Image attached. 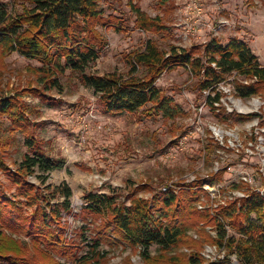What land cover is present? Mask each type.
Here are the masks:
<instances>
[{
    "label": "rangeland",
    "instance_id": "obj_1",
    "mask_svg": "<svg viewBox=\"0 0 264 264\" xmlns=\"http://www.w3.org/2000/svg\"><path fill=\"white\" fill-rule=\"evenodd\" d=\"M11 1L21 11L26 0ZM135 3L148 17L159 18L170 28V34L136 29L128 0H103L99 8L104 17L119 18L125 31L98 28L107 46L86 74L117 73L128 77L132 70L127 55L143 51L147 41L154 42L166 54L173 47L194 48L195 56L208 65L202 50L211 38L222 44L232 38L243 40L264 66V0H202L206 25L188 37L186 30L189 24L196 26V18L187 17L183 0H171L162 7L160 0ZM12 7L10 3L9 9ZM138 69V76L143 77L146 69ZM52 77L37 61L0 51V96H19L28 108L31 124L23 134L13 130L8 117H0V154L7 167L13 172L18 170L24 155L30 153L25 146L26 135H34L47 156L63 161V168L48 174L36 169L27 181L48 196L54 206L63 202L55 190L68 186L73 193L71 205L75 214L80 213L83 197L90 192L115 193L120 202L129 204L130 197L150 201L164 189L180 194L188 184L202 181L200 198L193 203L196 215L188 217L183 242L167 254L152 246L151 256L161 261L160 255H166L167 262L173 264H186L193 255H199L202 264H232L234 255L220 246L224 243L219 241L216 215L233 202L239 205L250 194L264 192V95L236 97L233 82L236 78L244 80L235 75L219 84L216 92L204 91L199 77L186 68H178L165 72L156 85L182 109L181 116L169 119L160 113L149 114L150 104L138 113L112 115L105 113L99 97L86 88L79 73L65 70L57 74L60 87L48 89L45 85L51 87ZM218 92L221 103L212 108L208 98ZM238 116L249 118L241 120ZM248 142L254 144L252 152L247 150ZM244 176L255 177V182L243 181ZM0 182L9 187L8 195L14 193L1 172ZM61 213V226L53 223L52 228L63 227L68 242L79 251L85 246L79 232L87 226L79 217L65 215L63 210ZM224 221L229 220L226 217ZM229 234L233 235L232 231ZM90 236L91 231H86L85 237ZM215 247L224 255L220 262ZM1 248L33 261H49L23 232L6 230L0 239ZM101 249L107 254L96 264H146L139 248L103 245ZM87 251L88 248L81 254ZM52 258L67 263L63 257Z\"/></svg>",
    "mask_w": 264,
    "mask_h": 264
},
{
    "label": "trees",
    "instance_id": "obj_2",
    "mask_svg": "<svg viewBox=\"0 0 264 264\" xmlns=\"http://www.w3.org/2000/svg\"><path fill=\"white\" fill-rule=\"evenodd\" d=\"M102 1L26 0L19 11L15 9L14 1L0 0V51L41 63L45 73L53 76L49 81L51 87L45 85L48 89L60 87L55 77L57 74L65 70L79 73L86 88L99 97L105 113L112 115L138 113L150 104L149 114L160 113L169 119L181 116L182 109L156 85L165 72L178 68H186L199 77L200 88L204 91L216 92L219 84L235 75L244 80L236 78L233 82L236 97L245 99L264 95V66L249 46L238 38H232L227 44L211 38L202 50L208 65L201 57L195 56L194 48L173 47L166 54L154 42L147 41L143 51L127 55L132 70L128 77L117 73L86 74L107 46L98 28L113 29L118 33L125 31L119 18L104 17L99 8ZM170 1L160 0V7ZM10 3L13 5L11 9ZM128 6L135 14L136 29L144 33L170 34L169 27L159 18L148 17L135 0H128ZM140 67L146 69L143 77L138 76ZM221 99L218 92L208 101L213 108L214 104L221 103ZM28 112L19 96H0V117H8L14 131L27 132L31 125ZM238 117L241 120L249 118ZM26 136L25 146L30 153L24 155L16 172L7 167L0 154V172L14 190L8 195L9 187L0 182V239L5 237L6 230L15 234L23 232L49 261H33L1 248L0 264H62L52 256L63 257L66 264H96L107 254L101 249L103 245L139 248L146 264H173L167 262L166 255H160L161 261L159 257L153 258L150 248L157 246L167 254L183 242L188 217L196 215L193 203L200 198L202 181L188 184L180 194L171 190L158 193L150 201L130 197L129 204L120 202L115 193L90 192L83 197L80 213L75 214L71 205L73 193L68 186L55 190L63 202L54 206L48 196L27 181V176L34 174L36 169L42 174L61 170L63 161L47 156L34 135ZM42 181L46 182L45 179ZM238 204L233 202L216 215L217 234L219 241L224 243L220 246L235 254L241 264H264V198L252 193ZM61 210L65 215L79 217L87 226L79 232L86 246L82 245L79 251L76 245L68 242L63 227L61 230L52 228L53 223L61 226ZM226 217L228 222L224 221ZM91 226L93 230L87 229ZM86 231H91L90 239L85 237ZM86 248L88 251L81 254ZM186 264H202L201 257L193 255Z\"/></svg>",
    "mask_w": 264,
    "mask_h": 264
},
{
    "label": "built area",
    "instance_id": "obj_3",
    "mask_svg": "<svg viewBox=\"0 0 264 264\" xmlns=\"http://www.w3.org/2000/svg\"><path fill=\"white\" fill-rule=\"evenodd\" d=\"M181 1V0H180ZM184 1V9L186 11V14L188 15L187 17H193L195 20H196V23L195 25L196 26H193L192 24L190 25L189 24V27L187 28L186 30V35L185 36H189V35H192L194 36L195 33H199L202 31V26L204 25L205 27V22H204V7L202 5V0H183ZM202 19H203V24H202ZM185 22H188V21H185ZM200 22H201V25H200ZM225 24V23H223ZM186 37V38H187ZM219 105V104H217ZM216 130V129H215ZM248 147H247V150L250 152H252L253 148H254V144L253 142H248ZM261 169L264 171V165H262ZM251 176H244L242 177V180L245 181V182H249V183H253L255 182V177H251ZM164 191L166 192L167 189H164ZM240 194V192L238 193ZM242 194V193H241ZM259 194V193H258ZM246 196V195H245ZM260 196L264 198V192H260ZM242 198L244 197V195L241 196ZM246 198V197H245ZM209 254H212L213 251L211 252H208ZM215 255L217 257V260L220 262L224 259V255L222 254L221 255V252L218 251L217 247H215ZM234 257H235V260L232 262V264H239L240 262L238 257L233 254Z\"/></svg>",
    "mask_w": 264,
    "mask_h": 264
}]
</instances>
